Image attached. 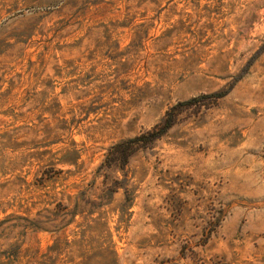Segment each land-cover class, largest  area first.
<instances>
[{"label": "rangeland", "instance_id": "obj_1", "mask_svg": "<svg viewBox=\"0 0 264 264\" xmlns=\"http://www.w3.org/2000/svg\"><path fill=\"white\" fill-rule=\"evenodd\" d=\"M0 264H264V0H0Z\"/></svg>", "mask_w": 264, "mask_h": 264}, {"label": "trees", "instance_id": "obj_2", "mask_svg": "<svg viewBox=\"0 0 264 264\" xmlns=\"http://www.w3.org/2000/svg\"><path fill=\"white\" fill-rule=\"evenodd\" d=\"M192 100L186 101L190 103ZM175 107L169 109L165 118L152 129L140 133L132 138L121 141L114 145L111 160L119 161L121 164L128 162L129 157L139 149L146 147L149 143L157 140L167 133L176 123V115L172 114ZM110 157V156H109Z\"/></svg>", "mask_w": 264, "mask_h": 264}]
</instances>
